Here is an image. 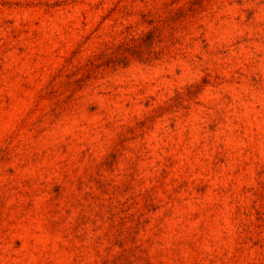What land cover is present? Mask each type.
I'll use <instances>...</instances> for the list:
<instances>
[{"label":"rangeland","instance_id":"1","mask_svg":"<svg viewBox=\"0 0 264 264\" xmlns=\"http://www.w3.org/2000/svg\"><path fill=\"white\" fill-rule=\"evenodd\" d=\"M0 264H264V0H0Z\"/></svg>","mask_w":264,"mask_h":264}]
</instances>
